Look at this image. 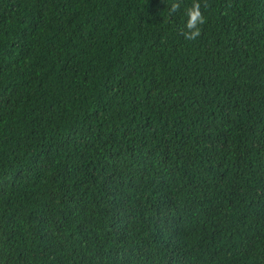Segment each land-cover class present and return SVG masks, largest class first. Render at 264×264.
<instances>
[{
    "label": "trees",
    "instance_id": "obj_1",
    "mask_svg": "<svg viewBox=\"0 0 264 264\" xmlns=\"http://www.w3.org/2000/svg\"><path fill=\"white\" fill-rule=\"evenodd\" d=\"M0 264H264V0H0Z\"/></svg>",
    "mask_w": 264,
    "mask_h": 264
},
{
    "label": "clouds",
    "instance_id": "obj_2",
    "mask_svg": "<svg viewBox=\"0 0 264 264\" xmlns=\"http://www.w3.org/2000/svg\"><path fill=\"white\" fill-rule=\"evenodd\" d=\"M172 7L175 8L176 5L173 4ZM199 23H202V17L198 12H196L195 15L187 22V30L184 33L186 38L191 39L197 34Z\"/></svg>",
    "mask_w": 264,
    "mask_h": 264
}]
</instances>
